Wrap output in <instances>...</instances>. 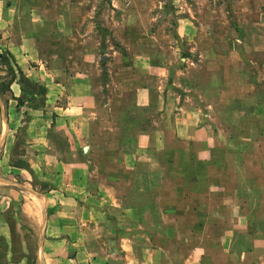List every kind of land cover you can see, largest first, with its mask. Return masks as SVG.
<instances>
[{"label": "rangeland", "instance_id": "obj_1", "mask_svg": "<svg viewBox=\"0 0 264 264\" xmlns=\"http://www.w3.org/2000/svg\"><path fill=\"white\" fill-rule=\"evenodd\" d=\"M21 3L44 14H22L17 30L35 35L33 58L62 83L60 103L84 107L71 120L48 110L49 156L87 163L89 190L103 184L129 209L125 222L104 229L117 231L116 263L264 264V0ZM4 67L5 114L15 121L25 110L24 121L29 104L46 105V79L20 71L15 107L14 73ZM126 154L138 155L133 170ZM10 179L38 194L52 189L38 177ZM17 220L22 227L8 248L0 244V259L38 264L30 221L23 213Z\"/></svg>", "mask_w": 264, "mask_h": 264}, {"label": "crops", "instance_id": "obj_2", "mask_svg": "<svg viewBox=\"0 0 264 264\" xmlns=\"http://www.w3.org/2000/svg\"><path fill=\"white\" fill-rule=\"evenodd\" d=\"M21 1L0 0V64L4 62V66L14 73L15 80L9 93L14 98L12 101L15 107L23 89L19 81L20 71L32 80L46 79L44 96L47 103L42 107L29 104L24 121L20 118L25 110L15 111V121H11L5 114V104L0 93V238L8 248V244L15 239V231H20L22 227L21 224L19 226L21 222L16 221V216L23 213L30 221L29 233L38 240L35 252L38 264H117L120 250L111 243L117 231L110 228L106 234L104 229L110 222H125L129 218V209L124 208L120 202H114L109 189L103 184L96 191L89 190L85 180L88 174L85 170L87 163L67 162L49 156L53 152L50 138L53 120L49 118L48 110L58 114L57 109L62 110L66 119L71 120L72 110H78L79 117L84 107L80 104H61L63 88L58 89V86H62V83L43 71L46 68L43 61L33 58L35 50L32 48L37 43L35 35H24L17 30V23L26 12L31 16L44 14L37 10V4L26 5ZM27 8L28 11H25ZM7 70L0 72V79H5ZM49 79H52L50 83ZM2 93L7 95L4 91ZM51 100L52 104L49 103ZM76 129L78 133L73 136L78 144L83 138L81 128ZM20 131L24 132L22 142L25 150L21 154L25 160L23 165L16 162ZM205 159H208L206 153ZM137 160V154H126L123 157L124 165L132 170ZM12 175L28 181L33 177L42 178L52 189L38 194L26 181L20 184L10 179ZM141 180L143 183L146 178L141 175ZM113 211H119L121 218L115 217ZM90 241L97 242L99 246L91 250ZM8 264L24 263L20 258Z\"/></svg>", "mask_w": 264, "mask_h": 264}, {"label": "trees", "instance_id": "obj_3", "mask_svg": "<svg viewBox=\"0 0 264 264\" xmlns=\"http://www.w3.org/2000/svg\"><path fill=\"white\" fill-rule=\"evenodd\" d=\"M0 244L4 245V240H2L1 238H0ZM1 245H0V247H1ZM6 247H7V245H6ZM5 254H6V251L0 252V255L3 256V257L6 256ZM0 262H2L3 264H7L6 261H5V258L4 259H0Z\"/></svg>", "mask_w": 264, "mask_h": 264}]
</instances>
